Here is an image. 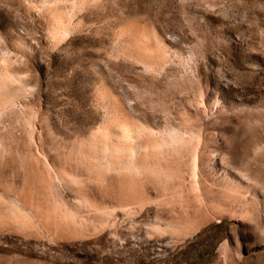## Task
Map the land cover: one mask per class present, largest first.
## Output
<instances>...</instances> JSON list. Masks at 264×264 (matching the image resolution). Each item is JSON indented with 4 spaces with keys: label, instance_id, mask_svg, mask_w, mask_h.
I'll use <instances>...</instances> for the list:
<instances>
[{
    "label": "rangeland",
    "instance_id": "obj_1",
    "mask_svg": "<svg viewBox=\"0 0 264 264\" xmlns=\"http://www.w3.org/2000/svg\"><path fill=\"white\" fill-rule=\"evenodd\" d=\"M222 219L205 264H264V0H0V264H161Z\"/></svg>",
    "mask_w": 264,
    "mask_h": 264
},
{
    "label": "trees",
    "instance_id": "obj_2",
    "mask_svg": "<svg viewBox=\"0 0 264 264\" xmlns=\"http://www.w3.org/2000/svg\"><path fill=\"white\" fill-rule=\"evenodd\" d=\"M228 221L222 219L202 227L193 237L165 258L161 264H205L213 258L217 244L224 238Z\"/></svg>",
    "mask_w": 264,
    "mask_h": 264
},
{
    "label": "bare ground",
    "instance_id": "obj_3",
    "mask_svg": "<svg viewBox=\"0 0 264 264\" xmlns=\"http://www.w3.org/2000/svg\"><path fill=\"white\" fill-rule=\"evenodd\" d=\"M225 253H226V248H225L224 251H223V254H224V255H225ZM224 255H223V256H224Z\"/></svg>",
    "mask_w": 264,
    "mask_h": 264
},
{
    "label": "water",
    "instance_id": "obj_4",
    "mask_svg": "<svg viewBox=\"0 0 264 264\" xmlns=\"http://www.w3.org/2000/svg\"><path fill=\"white\" fill-rule=\"evenodd\" d=\"M218 222V221H217Z\"/></svg>",
    "mask_w": 264,
    "mask_h": 264
}]
</instances>
